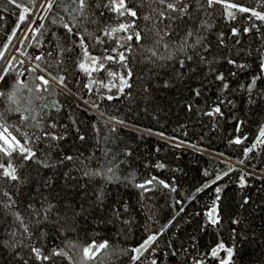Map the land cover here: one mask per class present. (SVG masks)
I'll list each match as a JSON object with an SVG mask.
<instances>
[{
    "label": "trees",
    "instance_id": "obj_1",
    "mask_svg": "<svg viewBox=\"0 0 264 264\" xmlns=\"http://www.w3.org/2000/svg\"><path fill=\"white\" fill-rule=\"evenodd\" d=\"M40 2L16 0L21 5V8H16L8 4V0H0V17H3L0 19V52L3 53L0 57V73L8 68L9 85L16 78V73L21 71L23 64L20 57L29 58L30 47L39 45V55L44 59L39 62L34 60V64L39 63L43 68L52 62V58L47 57V52L53 47L50 33L55 31L62 40L66 36L62 27L52 23L54 15H63L60 8H54L53 13L40 19L45 15L39 11ZM58 2L67 3L69 0ZM227 2L264 11V0ZM128 3L130 7L143 3L144 6L139 9L141 15L149 10L147 0H128ZM24 7L30 12L35 8L38 14L28 15L21 24L19 15ZM192 7H196L195 0H192ZM225 13L226 10L219 4L214 9L196 13L199 17L197 22L212 24L210 30L201 32L208 47V51L199 49L205 61L201 62L197 56L181 68L177 60L163 62L162 66H152L145 65L137 58L132 65L133 87L125 89L126 95L113 88L112 93L108 94H114L117 98L112 101L100 100L96 93L99 80L108 82L106 72L93 73L98 83L89 92L82 89L78 82L80 77L72 68V62H68L67 84L71 92L52 85L55 91L45 94L44 102L50 105L53 100L57 101L62 106L61 123L73 130L66 133L67 139L54 149H47L41 144L40 151L49 152L51 163H57L58 158L64 155L75 157V163L66 162L67 166L55 168H43L30 163L21 168L23 183L16 186L20 194L16 196L18 207L15 210L26 221L31 215L28 205L32 203L38 207L45 198L56 204L61 213L69 206L76 211H80L81 206L86 209L77 218L75 228L66 235H60L51 227L47 229V239H39L46 253L58 246L64 249L74 264H81L83 246L92 241L99 243L108 240L109 249L101 250L88 264H133L129 256L134 253L122 252L120 249L137 247L149 234H154L158 236L152 245V248L157 249L154 257L157 264H195L196 260H203V264H219L218 258L211 257V249L221 241L227 247L234 246L235 264H264V143L257 141L259 129L264 126V98L260 97L264 93V71L260 67L264 60L261 56V52H264V22L254 17L249 20L248 14L238 12L236 19L229 20ZM32 20L35 21L31 26L33 29L44 25L41 30L43 35H33L29 31L28 21ZM112 22H116L115 17ZM138 23L143 27V20ZM177 25L176 31L182 34L184 24L178 21ZM252 25H256L259 31ZM233 27L238 30L236 36L232 35ZM245 27L250 28L248 33H244ZM14 29L16 34L9 42ZM221 34L223 44L219 39ZM179 40V36H173L174 44H178ZM237 40L240 43L237 44ZM12 50L16 55L10 57ZM78 52L79 49H76ZM96 52L99 54L100 49L97 48ZM76 53L71 55L75 57ZM177 55L183 58V54ZM229 58L235 64H228ZM241 64L245 65L243 69L238 67ZM110 67L120 71L118 65ZM50 71L54 72L55 69ZM218 74H223L224 82L229 84L225 92H221L222 83L216 80ZM29 75L34 73L25 78ZM254 76L262 79L257 81L253 94V99L258 102L249 105L248 93L241 86L250 83ZM165 81L169 84L167 88L163 86ZM29 82L39 84L36 80L30 79ZM114 83L118 84V80ZM145 87L149 88L148 92L144 91ZM195 89L200 90V96L195 95ZM101 91L107 93L106 89ZM220 99L233 102L219 105L223 117L205 115ZM85 101L89 102L88 105H85ZM2 107L3 102L0 101ZM69 117L77 121L75 127L79 128L80 135L86 137L84 141L78 139ZM16 120L15 115L9 117L10 123ZM116 120L123 123L118 124ZM241 120L244 123L237 131ZM112 128L115 131H111ZM237 137L242 139V143H230ZM253 143L256 144L255 148H252ZM246 148H252L247 155ZM158 164L163 167H157ZM85 170L90 173L89 177L83 176ZM97 171L101 175H91ZM65 172L70 173L71 179H65ZM218 174L222 179L210 187H202ZM153 177L156 181H164L170 187H175L176 192H171L156 181L147 185L151 191L136 187ZM241 177L244 180L243 187L240 186ZM3 187L4 183L0 181V189ZM217 187L222 189L221 199L217 202L222 223L214 228L207 223L205 213L212 208ZM198 188L203 190L197 192ZM101 191L104 193L103 211L95 206L96 195ZM245 199L249 200L246 205L243 204ZM125 204L128 206L126 213ZM117 208L123 218L129 220L128 225L119 220L114 224L105 222L112 210ZM181 208L184 210L180 211ZM233 219H239L241 223L233 225ZM169 221L171 225L163 235H159ZM232 228H238L239 231L235 245ZM13 233L16 235L13 236ZM38 236L39 233L33 237L32 243L37 242ZM21 239L19 225L14 217L0 208V264H23L17 259L18 255L29 259L30 264H40L28 250L29 242L26 239L24 247H13ZM69 241L76 246H68ZM173 251L177 255L173 256ZM150 253L151 249L143 253L136 264H148L153 258ZM219 255L226 256V253L221 251ZM54 259L55 264H69V259L65 257Z\"/></svg>",
    "mask_w": 264,
    "mask_h": 264
},
{
    "label": "snow or ice",
    "instance_id": "obj_2",
    "mask_svg": "<svg viewBox=\"0 0 264 264\" xmlns=\"http://www.w3.org/2000/svg\"><path fill=\"white\" fill-rule=\"evenodd\" d=\"M147 3L149 10L141 15L139 9L144 6L143 3L137 7H130L128 0H69L67 3L58 2V0H41L39 11H42L45 15L41 16L40 19H45L57 7L63 13V15H54L52 19L53 25L62 27L66 34L62 40L55 31L50 33L53 47L47 52V57H51L52 62L43 68L40 67L39 63L32 68H24L16 73V78L10 85L7 81L8 68L0 73V101L3 102V107L0 108V181L4 183V187L0 189V197H3L0 200V208L12 215L19 225L22 239L13 247H24V240L26 239L29 242L27 245L28 250L40 264H55V257H65L69 259V264H74L71 257H67L64 249L58 246H54L46 253L39 244V239H47V229L49 227L60 235H66L67 232L75 228L77 218L86 211L83 206H81L80 211H76V209L69 206L61 213L57 209V205L47 200V198L38 207H34L32 203L28 205L31 215L27 221L19 211L15 210L18 207L16 196L20 194L16 186L23 183L20 175L21 168L29 166L30 163L38 164L43 168H55L59 165L67 166L66 162L75 163L76 158L72 155H64L58 158L57 163H51L49 152L40 151L41 144H44L47 149H54L61 141L67 139L66 133L73 130L69 125L61 123L62 106L57 101L53 100L50 105L44 102L46 101L45 94H51L55 91L52 87L53 82L71 92L67 84L68 62H72V68L80 77L78 82L82 89H87L89 92L92 91V86L98 83L93 73L106 72L109 78L108 82L104 83L102 79L99 80L96 93L100 100L112 101L117 98L114 94H108L112 93L113 88H116L118 93L126 95L125 89L133 87L131 83L134 77L132 65L137 58L145 65L152 66H162L163 62L177 60L181 68L185 67L187 62L194 61L197 56L201 62L205 61V57L199 49L208 51V47L204 43L205 38L201 32L210 30L212 24L206 21L197 22L199 17L196 13L214 9L219 4L226 10L225 14L229 20L236 19V13L238 12L248 14L249 20L254 17L256 20L264 22V11L234 2H227V0H195V9L192 7V0H147ZM8 4L21 8L16 0H8ZM33 14H38L35 8L30 12L27 7H24L19 15V23H24L27 16ZM113 17H115V23L112 22ZM2 18L0 17V19ZM140 20L144 22L143 27L138 23ZM178 21L184 24L182 34L176 31ZM28 23L29 31L33 35L36 33L43 35L41 31L44 28L43 24L33 29L31 26L35 21H28ZM252 27L257 26L252 25ZM243 31L248 33L250 28L245 27ZM257 31H259L258 27ZM231 32L233 36L238 35V30L235 27L231 29ZM15 34L14 29L12 35L9 36V42ZM174 35L180 37L178 44L173 43ZM219 39L223 44V34L220 35ZM69 40L71 41L70 44L68 43ZM236 43L238 44L240 41L237 40ZM5 48H7V45H5ZM97 48L100 49L99 54L96 52ZM76 49H79L78 53H76ZM189 50L191 51L189 52ZM73 53H76L75 57L71 55ZM177 53L183 54V58L181 59ZM2 56L3 53L0 52V57ZM261 56L264 57V52H261ZM42 59L44 57L40 55L34 56V60L37 62ZM227 63L233 65L235 61L229 58ZM21 64H23V61H21ZM111 65H118L120 71L112 70ZM238 67L243 69L245 65L241 64ZM260 67L264 71V60L261 61ZM52 68L55 69L54 72L50 71ZM40 72H43L44 75H40ZM32 73L34 75L24 78L26 74ZM85 78L87 82H85ZM30 79L39 81V84H30ZM260 79H262L260 76H254L250 83L241 86V89L248 93L247 103L249 105L258 102L253 99V94L257 87V81ZM116 80H118V84L114 83ZM216 80L222 83L221 92L229 89V84L224 82L225 77L223 74H218ZM163 86L165 88L169 87L168 82L165 81ZM102 89H106L107 93L102 92ZM144 91L148 92L149 88L145 87ZM25 92L27 95H25ZM194 92L197 97L201 95L199 89H195ZM260 97L264 98V93H261ZM38 102L41 103L38 104ZM226 102L228 104L233 103L231 100L220 99L218 104L206 112L205 115L223 117L224 113L219 105ZM84 103L88 105L89 102L85 101ZM92 103L95 104V101ZM189 110H191L190 107ZM13 115L17 117V120L10 123L9 117ZM101 115H104V113H101ZM69 119L71 126L77 132L78 139L84 141L86 137L80 135L79 128L75 127L77 121L71 119V117ZM116 123L122 124L123 121L116 120ZM243 123L244 121H239L237 131ZM93 127H96V125H93ZM110 130L115 131V128ZM243 139H247V137ZM257 141L264 143V126L259 129ZM230 143L240 144L242 139L237 137ZM255 147L256 144L253 143L252 148ZM252 148H246L245 155L252 151ZM157 167L162 168L163 165L158 164ZM85 168H87V165H85ZM89 175L88 171H83L84 177H89ZM91 175L96 176L101 175V173L97 171L92 172ZM205 175L207 176L208 173L205 172ZM224 175H227V173H224ZM64 176L65 179H71L69 172H65ZM219 179H222V177L218 174L216 179L212 180L207 186L210 187ZM154 181H156L155 177L137 184L136 187L143 191H151L147 185L153 184ZM156 182L164 188H169L171 192H176L175 187H170L164 181ZM240 186H244L243 177H241ZM9 189H16V191L12 192ZM202 190L203 188H198L197 192ZM221 191L220 187L215 188L216 196L212 208L205 213L208 218L207 223L214 228L222 223L217 203L221 199ZM141 195L143 196V192ZM177 203H180V201H177ZM248 203L249 200L247 199L243 201L245 205ZM103 204L104 193L101 191L96 195L95 206L103 211ZM183 210V208L180 209V211ZM69 212L71 215H69ZM124 212H128L126 204L124 205ZM117 220L124 225L129 224V220L123 218V214L118 208L112 210L110 217L105 222L114 224ZM231 223L239 225L241 221L233 219ZM170 225L171 221L168 225L162 227L159 235H163V232ZM42 228L44 231H41ZM231 232L233 244L235 245L238 242V228H232ZM37 233H39L37 242L32 243L33 237H36ZM15 235L16 233H13V236ZM157 239V235L149 234L137 247L129 250L120 249V251L134 253L129 256V259L133 264H136L143 253L149 252V249H151L150 255L153 258L148 261V264H157V260L154 258L157 249L152 248ZM68 246L75 247L76 245L69 241ZM109 247L110 242L108 240L99 243L92 241V243L83 246L81 264H88L96 258L101 250H107ZM169 247H172V245L169 244ZM221 251L226 253V256H220ZM235 254L234 246L227 247L222 241L211 249V257L218 258L219 264H235L233 259ZM172 255L175 256L177 253L173 251ZM17 259L21 260L23 264H30L29 259H24L23 256L18 255ZM195 264H203V260H196Z\"/></svg>",
    "mask_w": 264,
    "mask_h": 264
},
{
    "label": "built area",
    "instance_id": "obj_3",
    "mask_svg": "<svg viewBox=\"0 0 264 264\" xmlns=\"http://www.w3.org/2000/svg\"><path fill=\"white\" fill-rule=\"evenodd\" d=\"M36 49H37V46L34 47V48H32L31 51H30V55H31L32 53H35V55H37ZM35 55H31V60H29V61H25V63H26L27 65L33 67L32 59H34V56H35ZM22 70H23V68H22ZM40 75H44V74L41 73Z\"/></svg>",
    "mask_w": 264,
    "mask_h": 264
},
{
    "label": "rangeland",
    "instance_id": "obj_4",
    "mask_svg": "<svg viewBox=\"0 0 264 264\" xmlns=\"http://www.w3.org/2000/svg\"><path fill=\"white\" fill-rule=\"evenodd\" d=\"M31 55H35V53H32ZM31 55H30V57H31ZM34 65H35V64H34V62H33V67H34ZM22 68L24 69V68H32V67L29 66V65H28V67H27V64H26V65H24Z\"/></svg>",
    "mask_w": 264,
    "mask_h": 264
},
{
    "label": "water",
    "instance_id": "obj_5",
    "mask_svg": "<svg viewBox=\"0 0 264 264\" xmlns=\"http://www.w3.org/2000/svg\"><path fill=\"white\" fill-rule=\"evenodd\" d=\"M214 179H216V178H213V179H211V180H209L208 182H206L202 187H206L208 184H210V182L212 181V180H214Z\"/></svg>",
    "mask_w": 264,
    "mask_h": 264
},
{
    "label": "bare ground",
    "instance_id": "obj_6",
    "mask_svg": "<svg viewBox=\"0 0 264 264\" xmlns=\"http://www.w3.org/2000/svg\"><path fill=\"white\" fill-rule=\"evenodd\" d=\"M26 65V64H25ZM27 67H28V65H27Z\"/></svg>",
    "mask_w": 264,
    "mask_h": 264
}]
</instances>
